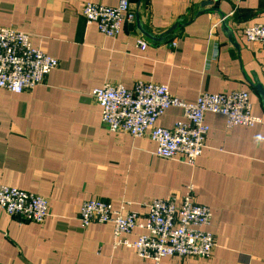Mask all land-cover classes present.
<instances>
[{"label": "crops", "instance_id": "obj_1", "mask_svg": "<svg viewBox=\"0 0 264 264\" xmlns=\"http://www.w3.org/2000/svg\"><path fill=\"white\" fill-rule=\"evenodd\" d=\"M120 1L0 0V27L28 34L59 62L33 90L0 89V186L50 203L43 224L0 208V264H155L134 249H115L113 224L84 228L81 206L102 200L145 215V203L180 201L190 184L195 202L213 213L214 252L163 264H264V103L257 88H264V48L243 34L244 27L264 24V0H243L237 9L229 0H129L135 20L112 38L86 23V4L117 7ZM138 20L163 40L147 38ZM138 81L168 85L187 103L203 93L247 91L251 113L262 122L228 128L224 116L208 113L210 130L196 165L181 156L162 159L149 137L103 126L91 95L107 84L133 89ZM180 120L182 110L172 108L158 126L171 129ZM142 234L136 229L125 237L135 241Z\"/></svg>", "mask_w": 264, "mask_h": 264}, {"label": "built area", "instance_id": "obj_2", "mask_svg": "<svg viewBox=\"0 0 264 264\" xmlns=\"http://www.w3.org/2000/svg\"><path fill=\"white\" fill-rule=\"evenodd\" d=\"M229 1L235 9L243 2ZM83 16L88 25H97L103 35L111 38L119 35L124 22L135 20L129 0L120 1L117 7L88 3ZM243 34L247 41L260 43L264 48V24L244 27ZM138 47L145 50L148 42L139 40ZM58 65L57 59L33 45L28 34L0 27V89L15 94L33 90ZM91 95L101 107L103 126L111 133L149 137L157 144L159 158L170 160L181 156L192 167L205 148L210 130L206 123L208 113L224 116L228 128L253 127L262 122L251 113L247 91L203 93L196 102L187 103L175 97L168 85L138 81L133 89L107 84L94 89ZM172 108L182 110L183 120L171 129L158 126L159 119ZM194 191V185L190 184L180 201L169 197L145 203V215L129 211L130 204L113 209L102 200L86 201L80 209V222L84 228L94 223L113 224L115 249H134L138 257L155 264H163L165 258L209 259L216 245L210 231L213 213L209 207L195 202ZM0 208L22 222L43 224L50 215L47 199L8 186H0ZM136 229L143 234L135 241L128 240L125 235Z\"/></svg>", "mask_w": 264, "mask_h": 264}, {"label": "water", "instance_id": "obj_3", "mask_svg": "<svg viewBox=\"0 0 264 264\" xmlns=\"http://www.w3.org/2000/svg\"><path fill=\"white\" fill-rule=\"evenodd\" d=\"M140 23H141V22L138 20V24H139V28H140V30L144 33V35H145L147 38H149V39H151V40H153V41H156V42H157V41H160V40H163V37L156 38V37H153L152 35H150L149 33H147L146 31H144ZM222 23H223V25H224V28H226V29L228 30L229 28H228V25H227V21L225 20V21H223ZM175 28H176V27H174L173 29H171V31H169V33L172 32ZM230 32H231V31H230ZM231 37H232V35H231ZM257 88H258V90H259V92H260V96L262 97V99H263V103H264V88L261 87V86H258Z\"/></svg>", "mask_w": 264, "mask_h": 264}]
</instances>
